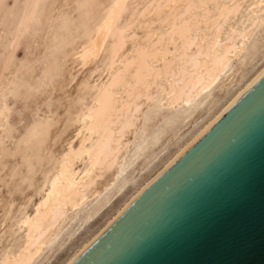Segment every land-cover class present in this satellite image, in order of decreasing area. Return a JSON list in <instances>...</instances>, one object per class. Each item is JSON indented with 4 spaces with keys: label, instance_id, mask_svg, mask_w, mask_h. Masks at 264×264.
<instances>
[{
    "label": "bare ground",
    "instance_id": "1",
    "mask_svg": "<svg viewBox=\"0 0 264 264\" xmlns=\"http://www.w3.org/2000/svg\"><path fill=\"white\" fill-rule=\"evenodd\" d=\"M86 35L75 61L98 74L79 84L73 134L51 156V122L25 136L12 188L3 163L0 264H69L264 70V0H105ZM37 174L36 202L12 210Z\"/></svg>",
    "mask_w": 264,
    "mask_h": 264
},
{
    "label": "water",
    "instance_id": "2",
    "mask_svg": "<svg viewBox=\"0 0 264 264\" xmlns=\"http://www.w3.org/2000/svg\"><path fill=\"white\" fill-rule=\"evenodd\" d=\"M69 264H264V70Z\"/></svg>",
    "mask_w": 264,
    "mask_h": 264
},
{
    "label": "rangeland",
    "instance_id": "3",
    "mask_svg": "<svg viewBox=\"0 0 264 264\" xmlns=\"http://www.w3.org/2000/svg\"><path fill=\"white\" fill-rule=\"evenodd\" d=\"M104 2L93 0L84 6L83 0H30L31 7L27 8L28 0H0V105L5 107L0 176L5 163L12 176L8 175L9 187L25 172L27 163L23 160L33 146L24 137L32 130L52 123L43 144L48 156L56 154L73 134L75 127L68 118L79 84L92 81L98 74L92 73L95 64L82 70L75 56L82 51L86 32L98 19ZM35 160L33 157L32 162ZM38 181L37 174L35 181H26L12 191V210L21 199L32 198L33 206L38 199ZM0 185L1 225L3 194L7 195L8 185Z\"/></svg>",
    "mask_w": 264,
    "mask_h": 264
}]
</instances>
